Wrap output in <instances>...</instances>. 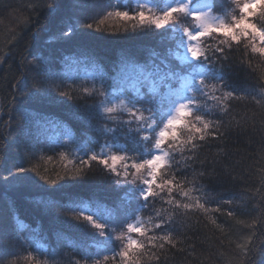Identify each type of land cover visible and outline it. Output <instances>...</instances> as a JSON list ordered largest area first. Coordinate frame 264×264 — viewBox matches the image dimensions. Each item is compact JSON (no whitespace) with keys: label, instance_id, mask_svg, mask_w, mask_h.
<instances>
[{"label":"trees","instance_id":"trees-1","mask_svg":"<svg viewBox=\"0 0 264 264\" xmlns=\"http://www.w3.org/2000/svg\"><path fill=\"white\" fill-rule=\"evenodd\" d=\"M123 2L135 8L134 0ZM100 3L106 15L109 0ZM46 4L47 0H0V256L11 253L7 259L14 264H36L37 259L53 264L49 256L55 253V264H84L83 224L72 218L73 212L61 208L79 206L85 212L103 213L104 208L115 206L124 188H118L115 177L94 162L86 177L58 180L54 186L44 184L31 171L17 177L16 168L38 165L41 174L57 179L65 165H78L80 155L99 152L106 138L112 137L101 134L99 129L108 122L91 107L100 97L84 96L83 89H92L93 83L98 89L100 77L110 88L122 59L143 63L152 50L163 52L173 46L174 35L162 38L152 32H134L130 24L112 19L103 25L97 21L99 32L81 23L72 36L63 37L69 27H77V20L90 15L92 1L83 0L80 8L67 2L56 15L49 14ZM216 7V14L233 7L239 14L232 0H217ZM252 19L258 27L264 26L259 15ZM118 24L117 34H109ZM215 43L208 40L207 46ZM35 58H43L58 83L65 82L62 90L71 92V100L46 90L47 81L38 73ZM221 66L240 98L230 101L228 113L220 117L219 138L204 142L188 167L179 163L182 157L177 153L173 169L178 177L187 178L186 187L194 181L207 193L206 207L218 205L220 211L176 210V247L166 246L158 262L142 260L141 264H264V59H249L243 45H234L227 60L216 65ZM29 89L34 95H26ZM253 89L259 103L252 94H245ZM37 114L57 126L50 123L37 131L32 121L24 128L22 122ZM118 135L119 143H125L123 134ZM33 149L36 157L29 159ZM50 156L52 161L47 160ZM161 206L157 199L154 207L137 215L146 223ZM20 222L26 227L17 233ZM16 235L19 240L14 239ZM113 244L119 248L118 241ZM34 248L40 250L39 257ZM95 251L93 247L91 252ZM30 253L33 259L27 260Z\"/></svg>","mask_w":264,"mask_h":264},{"label":"snow or ice","instance_id":"snow-or-ice-1","mask_svg":"<svg viewBox=\"0 0 264 264\" xmlns=\"http://www.w3.org/2000/svg\"><path fill=\"white\" fill-rule=\"evenodd\" d=\"M67 2L77 8L84 6L83 0H47L49 14H58ZM232 2L238 9V15L234 14L235 9L216 15L217 0H170L163 8L158 7L154 0H136L135 8L123 0H109L108 7L104 9L106 18L130 24L134 32H152L162 38L172 33L173 46L163 52L152 50L143 63L128 57L122 59L110 88L100 77L98 89L95 83L92 89H83L84 96L100 97L91 107L108 122L99 129L101 134H111L112 137L111 140L106 138L99 152L80 155L78 165L74 163L71 168L65 165L64 174L57 173V179L41 174L38 165L16 168L17 177L31 171L44 184L54 186L58 180L73 181L86 177L94 162L105 173L115 177L113 182L118 188H124V195L115 206L104 208L103 213L91 209L85 212L79 206L61 208L64 212H73L72 218L83 224L84 264L158 262L160 253L167 250L166 246L176 247L173 238L176 210L184 213L220 211L218 205L216 208L206 207L207 193L197 188L194 181L186 187L187 178L178 177L173 169L177 167V153L182 157L179 163L188 167V161L195 160L204 142L219 138L220 117L228 113L230 101L240 98L237 90L227 83L223 67L216 65L227 60L234 45H243L249 59L255 56L264 59V26L258 27L252 19L257 15L264 18V0ZM99 15L100 12H96L83 21L77 20V27H69L62 36H72L81 23L88 30L101 31L97 25ZM229 15L230 20L227 18ZM103 22L100 20L99 24ZM128 30L124 29L125 32ZM118 31L119 24L109 34H117ZM205 40L216 43L205 47ZM35 60L38 73L43 74L47 81L46 90L71 100V92L62 90L65 82H57L43 58ZM245 94H252L260 102L255 89ZM26 95H34L32 89ZM32 121L37 131L51 123L37 114L31 119L26 118L22 122L23 127L29 128ZM118 133L123 134L125 143H119ZM36 154L35 149L29 151V159H35ZM64 158V153H60V159ZM47 160L52 161L53 157ZM194 192L200 194L194 196ZM173 193L182 200L176 199ZM157 199L162 206L145 223L137 213L154 207ZM224 203L231 201L225 200ZM228 215L232 216V211ZM25 227L20 222L17 233ZM89 228L90 231L87 230ZM14 239L19 240L20 236L16 235ZM114 240L119 242V248L113 244ZM93 247L95 253L91 252ZM33 251L39 257L40 250L34 248ZM9 255L11 253L0 256V264H14L8 261ZM54 255L49 256L53 264ZM26 259L32 260V254ZM36 264H41L39 259ZM43 264H48V260ZM76 264L80 262L76 261Z\"/></svg>","mask_w":264,"mask_h":264},{"label":"rangeland","instance_id":"rangeland-1","mask_svg":"<svg viewBox=\"0 0 264 264\" xmlns=\"http://www.w3.org/2000/svg\"><path fill=\"white\" fill-rule=\"evenodd\" d=\"M91 1H92V6L90 8V14L96 13L97 11L100 12V15L97 17V21L103 20L105 22L106 20H112V19L106 18V15L102 11V5L100 3V0H91ZM134 1L136 4V0H134ZM154 2L158 7L163 8L166 3L170 2V0H154ZM241 2H243V0H241ZM134 6L136 7V5H134ZM233 10H234V7L232 9L227 10L226 12H232ZM234 14H236V13H234ZM216 15H220V14H216ZM101 16H103V17H101ZM227 18L230 20L231 16L229 15ZM104 22H103V24H104ZM207 41L208 40L204 41L205 47H207ZM50 125H53L54 128L57 126L56 124H53L52 122ZM150 148H151V146H150Z\"/></svg>","mask_w":264,"mask_h":264}]
</instances>
